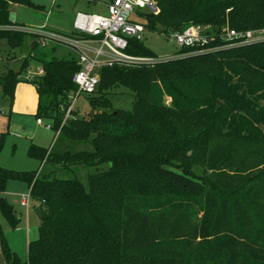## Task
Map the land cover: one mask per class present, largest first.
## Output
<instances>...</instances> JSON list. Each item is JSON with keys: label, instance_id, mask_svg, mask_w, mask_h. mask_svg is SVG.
I'll return each instance as SVG.
<instances>
[{"label": "trees", "instance_id": "trees-1", "mask_svg": "<svg viewBox=\"0 0 264 264\" xmlns=\"http://www.w3.org/2000/svg\"><path fill=\"white\" fill-rule=\"evenodd\" d=\"M152 1L156 11L141 17L155 34L202 25L213 33L211 45H219L228 25L264 29V0ZM12 4L34 7L31 0H0V27L14 24ZM24 37L0 29V41L13 48ZM195 49L143 68H103L100 97L65 123L54 112L78 90L72 80L78 60L33 56L45 70L34 82L36 117L56 119L51 128L59 136L50 149L31 145L29 156L65 171L109 167L89 175L86 186L0 167V213L12 229L21 217L3 197L8 181L27 182L39 202V238L26 262L10 254L0 226L7 264H264V42ZM127 52L155 56L136 38ZM28 68L29 58L21 71L0 77L5 96L14 98ZM117 84L133 93L130 110L113 108L107 91ZM60 140L92 150L58 152ZM201 157L208 174L198 173Z\"/></svg>", "mask_w": 264, "mask_h": 264}, {"label": "rangeland", "instance_id": "rangeland-1", "mask_svg": "<svg viewBox=\"0 0 264 264\" xmlns=\"http://www.w3.org/2000/svg\"><path fill=\"white\" fill-rule=\"evenodd\" d=\"M32 6L13 5L10 7V21L12 26L0 27V29H11L25 33L21 46L13 48L5 40L0 41V77L9 72L17 73L21 71L22 65L29 58V68L21 76L14 98L11 100L4 95L3 86L0 85V140L4 136L3 147L0 152V167L15 172H35L40 175L58 179H77L85 186L88 184L89 175L96 174L108 169V165L100 167L76 166L72 171H65L63 167L40 162L29 156V149L32 144L45 149H50L57 141L59 135L47 129V125L57 126L56 119H42L43 125L37 123V108L39 95L34 82L28 80L29 74H38L43 68L42 63L34 59V55H42L45 61L52 59L78 60V54L68 45L49 37L50 34L60 36H72L74 32L75 18L79 13L107 15V5L111 0H31ZM136 12H144L135 8ZM144 22V18L140 17ZM20 23V24H16ZM230 28V26L228 25ZM264 30V29H259ZM43 31L41 35L34 34ZM212 33L211 29L209 31ZM33 36L37 38V45L33 47ZM41 37H43L41 39ZM145 45L158 58H170L184 56L186 52L169 43L160 34H155L149 30L144 33ZM45 42V45L41 44ZM163 61V60H160ZM147 66V65H146ZM143 65L123 66L124 69L143 68ZM139 70V69H138ZM100 88L94 95L82 94L75 101L77 92L69 98V102L63 103L54 112V116L65 123L72 112L82 116L91 109V104L99 95ZM108 97L111 99L113 108L130 110L133 104V93L126 87L116 85L108 89ZM165 103L171 106L172 100L165 98ZM4 120V121H3ZM58 152L92 150L90 144L76 145L71 148V143L67 140H60L57 145ZM198 173L203 174L205 162L203 157L198 158ZM31 193L30 185L21 180H9L6 188V197L9 203L14 205L16 212L21 217V221L16 229H12L9 223L0 213V226L3 232L8 251L21 261L26 262L29 255V243L37 241L39 238V209L38 201H33L30 210L20 205L22 196ZM0 264H7L5 252L0 240Z\"/></svg>", "mask_w": 264, "mask_h": 264}, {"label": "built area", "instance_id": "built-area-1", "mask_svg": "<svg viewBox=\"0 0 264 264\" xmlns=\"http://www.w3.org/2000/svg\"><path fill=\"white\" fill-rule=\"evenodd\" d=\"M96 2L102 3V0ZM135 8L144 12H154L156 4L152 0H111L107 5V15L79 13L74 22L75 35L50 34L45 38L51 37L68 45L79 56L78 63L81 69L72 78L78 88L77 96L73 98L75 101L82 94L90 95L96 92L100 84V71L103 68L146 66L183 57H137L127 52L130 40L134 38L143 40L147 31L140 20L141 13L136 12ZM209 31L210 27L207 26L189 25L180 31L160 35L177 48H196L192 54L211 53L264 42V30L237 31L227 27L220 34L221 43L211 45L215 38ZM42 33L44 32L38 31L34 34ZM41 44L45 45V42L41 41ZM44 75L45 70L42 68L38 74H29L28 80L35 82ZM37 123L43 125L42 119H38ZM47 128L50 129L51 125H47ZM20 205L27 210L32 208L31 193L22 196Z\"/></svg>", "mask_w": 264, "mask_h": 264}, {"label": "crops", "instance_id": "crops-1", "mask_svg": "<svg viewBox=\"0 0 264 264\" xmlns=\"http://www.w3.org/2000/svg\"><path fill=\"white\" fill-rule=\"evenodd\" d=\"M13 5H16V4H12L11 6H13ZM18 24H20V23H18ZM39 103V102H38ZM37 110H38V108H37ZM4 121V120H3ZM38 121V120H37ZM39 125V124H38ZM39 126H41V125H39ZM47 129H49V128H47ZM50 129H52V128H50ZM33 145V144H32ZM3 197H5L6 199H7V197H6V192L3 194ZM22 198V197H21ZM29 245H30V243H29ZM27 261V260H26Z\"/></svg>", "mask_w": 264, "mask_h": 264}]
</instances>
